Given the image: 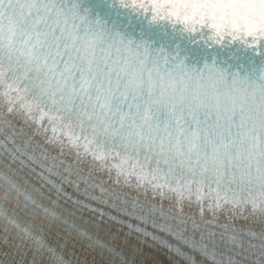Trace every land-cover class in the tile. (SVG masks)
<instances>
[{
	"label": "snow or ice",
	"instance_id": "6c2138e0",
	"mask_svg": "<svg viewBox=\"0 0 264 264\" xmlns=\"http://www.w3.org/2000/svg\"><path fill=\"white\" fill-rule=\"evenodd\" d=\"M0 264H264V0H0Z\"/></svg>",
	"mask_w": 264,
	"mask_h": 264
}]
</instances>
